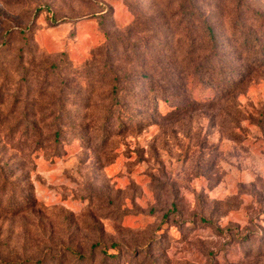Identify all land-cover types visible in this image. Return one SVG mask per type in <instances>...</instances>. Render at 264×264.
<instances>
[{
  "label": "rangeland",
  "instance_id": "374dc122",
  "mask_svg": "<svg viewBox=\"0 0 264 264\" xmlns=\"http://www.w3.org/2000/svg\"><path fill=\"white\" fill-rule=\"evenodd\" d=\"M0 264H264V0H0Z\"/></svg>",
  "mask_w": 264,
  "mask_h": 264
},
{
  "label": "trees",
  "instance_id": "16d2710c",
  "mask_svg": "<svg viewBox=\"0 0 264 264\" xmlns=\"http://www.w3.org/2000/svg\"><path fill=\"white\" fill-rule=\"evenodd\" d=\"M208 31H209V34H210V36H211V38H212V41L215 42V38H214V36H213V34H212L211 29L208 28Z\"/></svg>",
  "mask_w": 264,
  "mask_h": 264
}]
</instances>
